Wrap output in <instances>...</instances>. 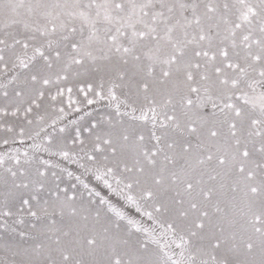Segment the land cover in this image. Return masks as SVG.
<instances>
[{
  "label": "snow or ice",
  "instance_id": "snow-or-ice-1",
  "mask_svg": "<svg viewBox=\"0 0 264 264\" xmlns=\"http://www.w3.org/2000/svg\"><path fill=\"white\" fill-rule=\"evenodd\" d=\"M0 264H264V0H0Z\"/></svg>",
  "mask_w": 264,
  "mask_h": 264
}]
</instances>
